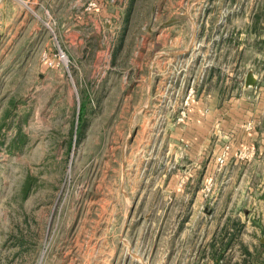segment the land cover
Returning <instances> with one entry per match:
<instances>
[{
    "label": "rangeland",
    "instance_id": "1",
    "mask_svg": "<svg viewBox=\"0 0 264 264\" xmlns=\"http://www.w3.org/2000/svg\"><path fill=\"white\" fill-rule=\"evenodd\" d=\"M1 1L0 264H129L132 204L157 221L190 175V109L222 66L221 31L203 36L217 0ZM191 11L199 37L164 56L159 23Z\"/></svg>",
    "mask_w": 264,
    "mask_h": 264
},
{
    "label": "crops",
    "instance_id": "2",
    "mask_svg": "<svg viewBox=\"0 0 264 264\" xmlns=\"http://www.w3.org/2000/svg\"><path fill=\"white\" fill-rule=\"evenodd\" d=\"M212 6V12L221 11L222 24L207 18L203 36L211 41L221 31L215 56L222 66L208 72L206 90L190 109L189 131L183 136L190 146L181 152L187 151L190 162L179 166L190 175L173 180L175 193L159 195L157 221L145 205L135 219L132 204L127 249L139 254L129 255V264H264V0H217ZM0 8L7 9L1 0ZM190 15L187 23L176 18L159 23L165 36L161 54L173 56L180 51L177 42L199 37V21ZM2 22L0 38L5 36ZM172 40L174 49L166 45ZM247 74L254 85H245ZM225 145L226 156L218 163L216 155ZM240 152L250 158H240ZM234 248L241 261L227 257Z\"/></svg>",
    "mask_w": 264,
    "mask_h": 264
},
{
    "label": "built area",
    "instance_id": "3",
    "mask_svg": "<svg viewBox=\"0 0 264 264\" xmlns=\"http://www.w3.org/2000/svg\"><path fill=\"white\" fill-rule=\"evenodd\" d=\"M61 53V52H60ZM61 56V55H60ZM63 56V55H62ZM191 91H189V93H190ZM185 103H187V100L185 101ZM183 113V112H182ZM227 149H228V146L227 145H225L224 147H223V149L221 150V152L216 156V161L218 162V163H222L223 161H224V158H225V154H226V151H227ZM245 155V153H243V152H240L239 154H238V156L240 157V158H243V156ZM210 189H211V187H210V185H207L206 187H205V190L206 191H210Z\"/></svg>",
    "mask_w": 264,
    "mask_h": 264
},
{
    "label": "water",
    "instance_id": "4",
    "mask_svg": "<svg viewBox=\"0 0 264 264\" xmlns=\"http://www.w3.org/2000/svg\"><path fill=\"white\" fill-rule=\"evenodd\" d=\"M245 85H247V86L254 85V78L252 77L251 74H247ZM261 242L264 243V237L261 239ZM221 255H222V253L219 254L216 261H218L220 259Z\"/></svg>",
    "mask_w": 264,
    "mask_h": 264
},
{
    "label": "trees",
    "instance_id": "5",
    "mask_svg": "<svg viewBox=\"0 0 264 264\" xmlns=\"http://www.w3.org/2000/svg\"><path fill=\"white\" fill-rule=\"evenodd\" d=\"M84 106H85V104H84L83 102H81V103H80V109H79V115H80V117L83 115V113H84V111H85V110L83 109ZM218 252H219V251H215V252H214V255H213L214 258L216 257V255L218 254Z\"/></svg>",
    "mask_w": 264,
    "mask_h": 264
}]
</instances>
